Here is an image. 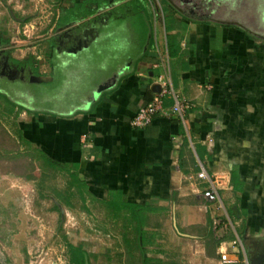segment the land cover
<instances>
[{
	"label": "crops",
	"instance_id": "crops-1",
	"mask_svg": "<svg viewBox=\"0 0 264 264\" xmlns=\"http://www.w3.org/2000/svg\"><path fill=\"white\" fill-rule=\"evenodd\" d=\"M170 1L180 11L175 23L183 25L177 54L169 51L165 26L158 41L154 24L155 48L133 73L119 79L122 68L103 83L108 88L96 95L95 90L82 105L83 112H23L18 118L5 113L15 119L17 135L21 130L32 148L61 163L76 164L96 198L111 200L121 192L127 201L149 204L160 212L154 230L164 232L171 218L166 231L178 240L171 238L165 248L187 250L185 264H264V0H251L248 22L209 14L223 15V5L215 12L195 14L188 7H195L193 2ZM243 1L231 8L245 9ZM218 21L238 24L251 37ZM164 74L180 101L192 107L184 120L176 114L159 115L147 127L133 126L134 115L151 100ZM174 103L172 97L166 99L167 107ZM185 141L192 154L186 156L184 169L180 155ZM202 166L210 174L224 173L231 185L221 196L225 216L236 227L217 244L216 257L208 254L205 240L212 232L213 212L201 192L207 184L197 176ZM237 235L243 247L233 245ZM158 258L166 264L175 260L162 254Z\"/></svg>",
	"mask_w": 264,
	"mask_h": 264
},
{
	"label": "rangeland",
	"instance_id": "rangeland-1",
	"mask_svg": "<svg viewBox=\"0 0 264 264\" xmlns=\"http://www.w3.org/2000/svg\"><path fill=\"white\" fill-rule=\"evenodd\" d=\"M108 1L0 0V72L11 79L29 76L38 82L48 81L53 41L59 40L60 47H63L61 52L74 54L80 46L86 45L87 35L93 33L96 23L103 22L113 13L121 15L131 9L129 0ZM167 1L171 4L170 0ZM148 2L152 8L157 39L162 41V30L166 23L162 6L166 14L170 13L169 7L167 2L161 0L160 4L157 0H154V4ZM117 3L121 4V8L117 6L114 9ZM241 7L246 8L225 7L224 16L209 14L215 18L248 22L251 0L241 2ZM83 9L97 10V13L64 25L68 16L74 15L71 11L76 10L79 15ZM63 16L64 21L61 20ZM81 23L85 27H81V32L75 35L79 39L72 45L67 44L71 40L67 31ZM249 26L251 29V24ZM54 100L59 103L63 99ZM0 121L13 136H18L17 122L5 113L1 101ZM21 149H26L25 142H22ZM83 205L90 211L81 210ZM220 211L224 212V209ZM159 214L158 210L149 213L153 226ZM221 218H225L221 225L231 221L229 229L236 227L230 218ZM168 221L166 230L170 228L169 224L172 225V219ZM115 223L105 207L88 195L81 196L74 188H69L66 172L59 171L56 176H40L34 180H25L13 174L0 176V264H75L73 251L79 247L90 255L92 264H127L123 255L126 251L125 241ZM145 229L148 256L158 258L162 254L164 259L174 258L176 261L173 260V264H185V257L189 255L187 250L171 251L165 248L171 238L178 240L174 233L170 234L169 230L163 232L159 227L157 229L160 231L152 227Z\"/></svg>",
	"mask_w": 264,
	"mask_h": 264
},
{
	"label": "trees",
	"instance_id": "trees-1",
	"mask_svg": "<svg viewBox=\"0 0 264 264\" xmlns=\"http://www.w3.org/2000/svg\"><path fill=\"white\" fill-rule=\"evenodd\" d=\"M148 1L150 0H129V11L121 15L113 13L106 22L96 23L93 33L87 35L86 45L80 46L74 54L61 52L63 47H60L59 40L53 41L51 72L46 82L31 80L29 76L25 79H11L0 72V101L3 110L15 118L23 112L34 115H73L83 112L82 105L91 99L101 84L110 81L122 68L124 71L118 75L119 79L133 73L150 50L155 48L154 19ZM161 1L167 2L169 7L170 13L166 14L163 6L162 10L166 22L164 25L168 48L171 55H175L181 48L182 40L183 25L175 23V14L180 11L174 7V3L173 6L167 0ZM75 11H71L74 15L70 14L64 25L76 23L95 12L93 9H83V13L78 15ZM61 20L64 21L65 16ZM218 23L236 27L251 37V33L238 24L220 21ZM81 27H85V24L81 23L67 31L70 32L71 38L67 44L72 45L79 39L75 38V35L81 32ZM80 38L84 39L83 36ZM57 98L63 100L57 103V100H54ZM100 99L101 97L92 107ZM22 142L26 143L25 150L21 149ZM191 154L190 143L185 141L180 155L182 168H186V156L191 158ZM194 165V170H199V167ZM59 171L67 173L69 188H74L81 196L88 195L112 214L116 222L115 227L120 230L125 241L126 251L123 255L127 264H164L161 259L148 256L145 249V228L153 227L149 216L153 209L149 204L127 201L121 192H116V196L111 200L96 198L89 191L86 181L80 178L76 164L61 163L43 150L32 148L31 143L24 139L21 130L18 136H13L0 121V176L13 174L25 180H34L40 176H56ZM81 210L90 211L85 205ZM209 221L211 224L210 217ZM155 224H158V220ZM223 238L225 237H216L213 231L207 235L205 240L210 256H217L216 247ZM86 255L88 263L92 264L87 252L80 247L74 249V263L87 264Z\"/></svg>",
	"mask_w": 264,
	"mask_h": 264
},
{
	"label": "built area",
	"instance_id": "built-area-1",
	"mask_svg": "<svg viewBox=\"0 0 264 264\" xmlns=\"http://www.w3.org/2000/svg\"><path fill=\"white\" fill-rule=\"evenodd\" d=\"M150 2L153 3L154 0H150ZM157 2L160 4L159 0H157ZM157 86L158 87L153 93L151 100L148 101L144 106H142L134 115L131 121V124L133 126L138 128L147 127L154 121L155 117L159 115L176 114L179 118L184 120L186 109L192 107V104L190 102L186 101L182 103L180 101L179 96L172 88L171 82L167 75L164 74L159 76ZM169 96L174 99L175 103L172 106L167 107L166 99ZM208 142L212 144L213 139L210 137ZM197 176L207 184L206 188L201 192L204 200L207 203L206 206L208 208H212V231L214 232L216 237L222 238L229 230L228 224H232V222L229 221L221 225L222 221L225 220V218L222 219L221 216H225L226 213L220 211L225 208L222 201L221 191L227 190L231 187L230 181H226L224 173L218 171L216 173L210 174L203 166L202 169L198 172ZM208 210L210 211V209ZM225 217L228 220V217ZM233 245L237 247H243L242 240L238 235L237 238L233 241Z\"/></svg>",
	"mask_w": 264,
	"mask_h": 264
},
{
	"label": "flooded vegetation",
	"instance_id": "flooded-vegetation-1",
	"mask_svg": "<svg viewBox=\"0 0 264 264\" xmlns=\"http://www.w3.org/2000/svg\"><path fill=\"white\" fill-rule=\"evenodd\" d=\"M219 0H189V2H193L195 7H190L188 4H186L190 11L192 10V13L197 14L198 11H216V8L221 7L222 5L225 7H232L233 5H236L235 0H220L221 2H218ZM198 8V9H197ZM189 12V10H188ZM190 13V12H189Z\"/></svg>",
	"mask_w": 264,
	"mask_h": 264
},
{
	"label": "water",
	"instance_id": "water-1",
	"mask_svg": "<svg viewBox=\"0 0 264 264\" xmlns=\"http://www.w3.org/2000/svg\"><path fill=\"white\" fill-rule=\"evenodd\" d=\"M107 86H108V84H102V85L97 89L95 95L98 94V93H100L103 89L108 88ZM91 102H92V101H90V103H91ZM86 263L89 264V263H88V257H87V256H86Z\"/></svg>",
	"mask_w": 264,
	"mask_h": 264
}]
</instances>
